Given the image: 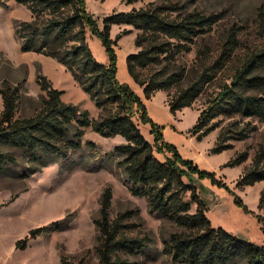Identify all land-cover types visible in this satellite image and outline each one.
Returning <instances> with one entry per match:
<instances>
[{
	"label": "trees",
	"instance_id": "1",
	"mask_svg": "<svg viewBox=\"0 0 264 264\" xmlns=\"http://www.w3.org/2000/svg\"><path fill=\"white\" fill-rule=\"evenodd\" d=\"M31 12L30 20L17 21L15 34L22 51H37L57 58L95 100L101 109L98 118L90 117L73 103L63 101V90L56 88L43 73L36 80L46 95L37 111L28 117H18V100L25 80L11 84L4 81L0 87L3 110L0 117V171L22 166L33 174L49 162H69L84 150L82 138L85 127L103 136H122L124 142L114 146L108 154L117 158L121 172L117 173L131 193L145 197L149 212L175 226L167 231L163 253L176 263L264 264V245L255 244L222 226L215 227L207 214V204L197 187L185 176L198 173L213 184L221 180L185 158L178 147L167 142L162 126L149 115L144 100L128 84L118 78L116 46L131 29H124L111 37L113 25H131L141 32L135 44L139 48L126 57L128 73L142 88L144 97L152 99L159 90L167 91L170 112L193 106L207 83L223 72L232 62L238 42L232 32L223 39L218 53L198 46L196 56L199 69L185 87L169 90L184 80L187 69L177 63L181 52L191 51L206 27H211L212 16L198 11H187L184 5L170 0L150 2L144 7L118 11L103 18V27L86 9L85 0H17ZM139 0H126L128 4ZM1 3V1H0ZM89 32L98 35L108 54V62L96 59L88 41ZM264 46L251 52L239 64L229 82H225L209 106L201 110L191 134L202 139L214 130L211 121L219 115L257 116L264 120ZM253 91V92H252ZM150 124L153 142L142 132L141 124ZM242 134V132H241ZM226 134L218 135L211 152L227 149ZM245 135L240 138L244 139ZM87 145L97 150L99 145L89 140ZM164 155V160L157 156ZM249 157L247 151L233 156L225 166L242 164ZM27 166H26V165ZM73 164V163H72ZM71 164V165H72ZM264 180V147L253 156L250 164L237 180L238 187L254 185ZM233 193L231 189H228ZM189 194L186 199L185 195ZM113 191L107 186L102 193L99 217L94 219L98 236L95 252L98 264H134L129 256L151 248L154 240L150 233L140 229L132 233L136 223L129 218L137 209L119 212L111 218ZM264 201V189L260 202ZM244 212L252 211L235 198ZM195 210L192 211V206ZM67 222V221H66ZM66 223L64 224V226ZM57 225L55 228H61ZM46 226L31 230V237L47 232ZM63 264H73L62 256Z\"/></svg>",
	"mask_w": 264,
	"mask_h": 264
},
{
	"label": "rangeland",
	"instance_id": "2",
	"mask_svg": "<svg viewBox=\"0 0 264 264\" xmlns=\"http://www.w3.org/2000/svg\"><path fill=\"white\" fill-rule=\"evenodd\" d=\"M0 1V87H3L4 81L15 84L25 80L18 100L17 116H31L40 107L46 95L36 80L37 74L41 72L56 88L64 91L63 101L73 103L81 110H88L93 119L98 118L101 109L71 70L52 56L21 50L15 27L17 21L31 19L29 8L17 0ZM158 1L162 0H139L130 4L126 0H85V4L102 28L106 15ZM170 1L184 5L187 11L212 16L213 20L211 27H206L196 38L193 49L179 54L177 63L188 71L179 86L169 90L171 94L177 88L187 86L195 77L196 70L199 69L196 56L198 46L218 53L223 39L233 32L238 48L230 65L206 84L193 106L178 111L174 116L168 105L167 91L159 90L150 103L149 115L156 124L162 126L166 141L175 144L182 156H196L202 164H205V160L212 170L202 169L221 180L222 184L217 185L208 177H200L198 173L185 176L188 182L197 187L207 204V214L212 224L215 227L222 226L255 244L264 245V201L260 202L264 180L254 185L237 186L244 167L264 147V120L257 116L219 115L210 123L214 130L204 138L199 140L191 134L198 114L209 106L224 83L230 81L234 69L251 52L264 46V0ZM124 29H131L132 32L123 35L115 48L118 54V78L121 82L128 83L126 81L132 77L127 70L126 57L139 49L135 39L141 31L131 25H113L111 37L115 38ZM88 41L96 59L107 63L108 54L101 38L89 32ZM259 72L264 73V70ZM2 110L3 99L0 94V117ZM84 129V150L74 155L69 162H49L27 176H24L26 170L22 166L0 171V264H63L62 256L73 264H98L95 252L98 231L94 219L99 217L101 196L107 186L113 191L111 218L116 217L119 212L137 209L129 218V222L138 225L132 233L136 234L140 229L150 233L154 240L151 248L129 256L132 263L184 264L174 262L163 253L167 231L174 230L175 225L152 215L148 210L147 199L133 195L117 174L121 172L117 165L118 159H113L108 154L115 145L124 142L123 137H106L91 127ZM141 130L153 142L151 125L141 124ZM221 132L227 135V144L230 146L219 153L211 152ZM242 135H245L244 139L240 138ZM89 140L99 145L96 151L87 145ZM243 151L249 154L245 162L225 166L233 156ZM157 156L164 160L162 153H157ZM237 197L248 206L251 213L244 212L236 204ZM185 198L188 199L189 194ZM195 207L192 206V211ZM57 225L62 227L56 229ZM43 226L51 230L32 238L31 230ZM230 264H243V261L235 259Z\"/></svg>",
	"mask_w": 264,
	"mask_h": 264
},
{
	"label": "crops",
	"instance_id": "3",
	"mask_svg": "<svg viewBox=\"0 0 264 264\" xmlns=\"http://www.w3.org/2000/svg\"><path fill=\"white\" fill-rule=\"evenodd\" d=\"M135 52V51H134ZM126 82H128L130 85H131V87L136 91V93L144 100V102L146 103V105H147V108H148V111L150 110V103L154 100V97L152 98V99H146L145 97H144V93H143V90H142V88L134 81V79L132 78V79H129V80H127ZM165 100H166V98H165ZM185 109V108H184ZM183 109V110H184ZM150 112V111H149ZM199 115V114H198ZM193 138H195V137H192V139ZM184 157V156H183ZM189 159H192L195 163H197L201 168H204V169H211L212 170V167H210L206 162H205V160H204V163L205 164H202L201 162H200V158H198V157H196V156H190V158Z\"/></svg>",
	"mask_w": 264,
	"mask_h": 264
}]
</instances>
